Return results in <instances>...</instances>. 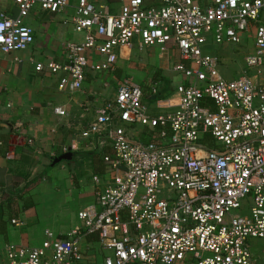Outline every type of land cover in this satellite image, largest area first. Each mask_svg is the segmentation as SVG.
Masks as SVG:
<instances>
[{
	"label": "built area",
	"instance_id": "obj_1",
	"mask_svg": "<svg viewBox=\"0 0 264 264\" xmlns=\"http://www.w3.org/2000/svg\"><path fill=\"white\" fill-rule=\"evenodd\" d=\"M11 2L16 16L0 11V58L33 43L26 18L34 7L56 14L68 5V0ZM71 23L84 39L65 44L66 62L35 66L39 72L63 73L58 89L80 91L87 69L112 72L122 48L156 46L160 58L176 52L178 61L170 71L181 78L173 92L178 102L173 105L170 96L156 101V109L169 111L153 116L140 85L117 81L114 98L78 134L90 148L112 151L103 157L104 184L92 178L95 203L78 212L80 225L67 239L45 231L39 247L7 246L8 264L90 260L92 250L81 244L88 235L98 241L100 261L91 257L92 264H180L187 259L256 264L248 240L264 239V84L246 75L223 78L219 59L205 48L239 44L241 35L253 30L254 50L244 62L260 73L264 0H127L117 14L106 4L78 0ZM150 86L154 93L157 83ZM53 113L66 115L62 106ZM135 126L146 129L152 140L134 138L127 127ZM77 145L73 141L70 148ZM244 207L248 213L237 212Z\"/></svg>",
	"mask_w": 264,
	"mask_h": 264
},
{
	"label": "crops",
	"instance_id": "obj_2",
	"mask_svg": "<svg viewBox=\"0 0 264 264\" xmlns=\"http://www.w3.org/2000/svg\"><path fill=\"white\" fill-rule=\"evenodd\" d=\"M77 1L68 0L65 9L56 14L34 7L26 18L27 25L34 30L33 43L25 51L0 58V264H8L5 256L7 246L38 247L45 239V231H50L55 238L67 239V234L80 225L78 212L96 201L92 178L106 175L103 157L112 154L110 147L92 149L78 134L94 119L97 109L114 98L117 81L129 79L124 67H135L132 64L134 48L121 49L112 72L97 73L87 69L82 89L78 92H70L66 87L58 89V80L64 76L63 73L53 75L35 69L38 63L64 64L65 44L83 41L84 34L76 31L71 23ZM91 2L95 6L106 4L110 13L117 14L127 0ZM0 11L11 17L17 14L11 0H0ZM69 15L71 18L67 21L65 16ZM230 44H219L222 46L216 50H220V55H213L219 58L225 76L229 79L232 73H236L237 78L246 75L252 80V77L260 75L261 71L250 75L244 65L248 54L238 57L232 52V46L238 44ZM172 52L176 57V52ZM163 57L160 58L159 54L158 65L153 68V80L157 74L167 76L172 78L174 86L181 78L170 74L169 55ZM92 60L96 62L98 57L94 54ZM136 60L142 61L140 57ZM256 83L264 84V81ZM143 91V100H148L147 96L150 92L152 94L151 86L144 87ZM168 96L176 105L178 96L174 93ZM155 105L154 101L147 105L153 116L158 115L154 110L169 111L158 110ZM57 106L65 109L64 117L53 113ZM127 129L141 142L152 140L144 128L135 126ZM73 141L78 145L72 150L70 145ZM67 152L71 153L69 159L53 163L55 158ZM88 237L85 236L81 244L92 250L90 260L83 259L75 264H92V258L98 256L93 252L98 241L89 242ZM251 244L256 264H260L264 250L261 254ZM182 264L195 262L187 259Z\"/></svg>",
	"mask_w": 264,
	"mask_h": 264
},
{
	"label": "rangeland",
	"instance_id": "obj_3",
	"mask_svg": "<svg viewBox=\"0 0 264 264\" xmlns=\"http://www.w3.org/2000/svg\"><path fill=\"white\" fill-rule=\"evenodd\" d=\"M65 17H66L67 21H69L70 18H71L70 15L69 16H65ZM220 46H222V45H216V44H211L210 43L205 48V51L210 48L206 52L208 54H210V55L218 56V55H220L219 54L220 50H216V49L218 47H220ZM253 50H254V33H253V30H251L248 34L247 33L242 34L241 35V42L238 45H233L232 46V52L233 53H237L238 57L241 56V55L250 54V53H252ZM138 53L140 55H136ZM168 55H169V60H170L169 64H170V67H171L173 64H175L178 61V58L173 55V52L172 53L169 52ZM137 57H140L142 61L138 62L136 60ZM133 58L134 59H132V62H133L132 64H134L135 67L133 65H131L132 69L128 68V67H124L125 70H126L125 71V75H126V78H129L130 80H132L135 83H137L138 85H140V87L143 90L144 87H146V86L149 87L150 86L149 83L151 81H153V79H154L153 77H154V70L155 69H153V68H154L155 65H158L159 49H158V47L155 46L153 48L143 49L140 52V51H138V49L136 47H134V49H133ZM126 65L129 66L130 64H126ZM244 65H245V63H244ZM218 70H219V73L221 74V76L223 78L228 79L225 76V69L221 65L220 60H219ZM260 71H261L260 75H258L257 77H252V81L254 83H256L259 80H261V81L263 80L264 81V69L263 70L261 69ZM249 73H250L251 76L256 74L254 69H249ZM170 74H173V73H170ZM232 74H233V76L229 77V79H236L238 77V74H236V73H232ZM173 77L179 78L180 76L177 75V74H173ZM173 92H174V90H173ZM143 101L146 103V105H149V101L148 100L144 99ZM154 113L161 114L162 112L161 111L158 112V111L154 110ZM100 178L102 180L101 185H103L105 180H106V175H103ZM237 212L240 213V214H246V213H248V208L244 207V208H242L241 210H239ZM251 242H252V244H251ZM248 243L253 245L254 248L259 249V252L264 250V239H249ZM40 245H41V242H40ZM93 248H94L93 252L94 253L95 252L98 253L97 252V248L98 247L94 246ZM261 254H262V252H261ZM95 257H96V259L98 261H100V257L99 256L96 255ZM180 264H182V263H180Z\"/></svg>",
	"mask_w": 264,
	"mask_h": 264
},
{
	"label": "trees",
	"instance_id": "obj_4",
	"mask_svg": "<svg viewBox=\"0 0 264 264\" xmlns=\"http://www.w3.org/2000/svg\"><path fill=\"white\" fill-rule=\"evenodd\" d=\"M159 71H157L158 73ZM181 81V80H180ZM177 82L176 84H174L173 86V80L170 77L167 76H162V75H156V79L153 80V82L157 83V86L155 87V92L151 94V92L149 93L148 100L151 102H156L158 100L164 99L165 97H167L168 95H171V93L173 92V90L175 89V87L180 83ZM96 241V237L93 235H90L87 238V241L89 242H93Z\"/></svg>",
	"mask_w": 264,
	"mask_h": 264
},
{
	"label": "water",
	"instance_id": "obj_5",
	"mask_svg": "<svg viewBox=\"0 0 264 264\" xmlns=\"http://www.w3.org/2000/svg\"><path fill=\"white\" fill-rule=\"evenodd\" d=\"M70 157H71V153H70V152H67V153L62 154L61 156L55 158V159L53 160V163L55 164V163H58V162H60V161H62V160H67V159H69Z\"/></svg>",
	"mask_w": 264,
	"mask_h": 264
}]
</instances>
